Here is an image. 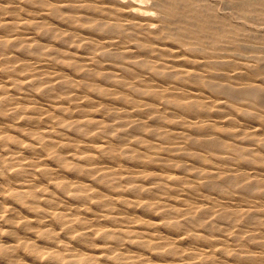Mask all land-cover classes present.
Returning <instances> with one entry per match:
<instances>
[{"label":"bare ground","instance_id":"6f19581e","mask_svg":"<svg viewBox=\"0 0 264 264\" xmlns=\"http://www.w3.org/2000/svg\"><path fill=\"white\" fill-rule=\"evenodd\" d=\"M152 1L0 0V264H264L261 0Z\"/></svg>","mask_w":264,"mask_h":264},{"label":"rangeland","instance_id":"374dc122","mask_svg":"<svg viewBox=\"0 0 264 264\" xmlns=\"http://www.w3.org/2000/svg\"><path fill=\"white\" fill-rule=\"evenodd\" d=\"M137 2L139 1V3L142 2V6L143 7H150V12L152 10L154 17L157 18L158 14L159 13H156L158 12L155 7L152 5L153 1L152 0H136ZM212 1H217L219 3H221L219 0H212ZM223 3H221V5H219V11L223 14H227L229 15V18L232 22H242V23H245L247 26H250V27H254L256 30L258 28V30H262L264 31V16L263 14L260 15V12H262L260 10V12H255L256 15L253 16V17H247V19L245 18L244 20L240 19L239 16H238V12L240 13V11H237L235 8H229V7H226L225 5H222ZM261 4H262V8H264V0H261ZM252 11V8L251 7H247L246 9H244V12L246 13H249ZM151 12V14H152ZM225 12V13H224ZM152 14V16H153ZM154 27L156 26V24H153ZM152 25V26H153ZM261 38V39H260ZM259 39H255V44L258 45V44H264V33H263V36L260 37ZM261 112H264V109L261 111ZM245 120H247V124H246V127L247 129H249L252 125H255V124H259V120L258 119H255V118H248L246 117ZM169 174H171L172 176H179V173H177V171L175 169H169Z\"/></svg>","mask_w":264,"mask_h":264}]
</instances>
